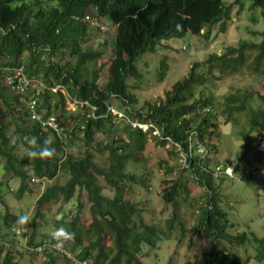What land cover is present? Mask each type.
Masks as SVG:
<instances>
[{
  "label": "trees",
  "instance_id": "1",
  "mask_svg": "<svg viewBox=\"0 0 264 264\" xmlns=\"http://www.w3.org/2000/svg\"><path fill=\"white\" fill-rule=\"evenodd\" d=\"M248 1L249 9L259 8L264 19V0ZM241 2L235 0L234 4ZM231 8L232 5H225L223 0H0V81L3 69L21 68L26 78L42 81L48 87L62 86L69 98L89 105L77 106L70 118L64 114L60 118L54 113L62 127L57 134L28 121L20 97L0 82L2 172L20 181L14 194L17 201L32 189L28 184L40 188L45 181L50 182L36 194L35 214L30 219L28 210L19 216L10 215L5 198L9 192L1 191L3 185L7 190L9 185L0 176V264H18L17 258L24 257L32 264V258L38 256L47 261L43 264H143L144 248L156 249L169 239L168 233L143 221L141 215L145 209L140 204L124 199L127 183L149 187L148 179L125 171L129 163H134V155L144 151L149 135L158 131L159 137L153 136L157 145L173 147L176 144L187 152L193 131L201 145L209 148L210 154H216L220 118L225 117L228 123L235 120L234 114L247 111L251 113V131L256 135L264 134V86L261 92L239 90L228 94L223 98L224 110L218 114L214 112L211 95L206 96L204 92L198 98L195 95V90L206 82H219L245 69L252 78L264 77V31L258 34L259 43L242 41L235 47H226L221 55L212 54L202 63H194L188 76L174 84L162 98L145 103V112L132 110L136 98L127 93L126 81L128 77L137 78L133 63L141 55L152 52L159 42L170 38L181 39L190 34L209 41L216 27L220 34H225ZM100 22L115 29L113 55L101 66V52L82 49L88 27L90 24L100 26ZM250 34L256 36V32ZM67 54L75 60V66L70 67L68 62L63 65L49 62L53 58L59 61ZM89 63H93L90 71L86 68ZM202 66L204 72L200 70ZM101 68L106 70L102 77ZM29 95L28 91L26 98ZM48 95L39 100L38 112L49 114L51 107L64 103L60 92ZM254 96L263 109L253 110L248 105ZM53 98L54 101L58 98L56 104ZM118 102L127 107L125 114L129 122L148 125V132L132 128L129 123L121 134L112 114L106 112ZM206 108L208 112H204ZM10 131L17 135L14 147L10 146ZM98 134L106 136L108 141L100 150L108 153V166L103 168L97 165L92 153ZM16 145L23 147V155L14 153ZM46 150L49 154L42 155ZM247 160L241 157L238 161L241 164ZM210 162L211 158L206 159L205 168ZM189 163V169H183L181 177L183 180L194 177L207 191L208 202L199 207L198 223L189 232V241L201 237L207 246L187 264H245L233 251L245 245L251 246L255 260L263 263L264 237L258 238L254 233L230 236L226 214L215 198L213 177L203 171L198 160ZM186 172L190 174L188 178L184 177ZM32 180L40 182L32 183ZM171 183L164 181L167 188L162 193L163 204L173 208V217L167 221L170 234L173 221L180 218L178 199L188 196L184 183L179 180ZM106 188L113 191L112 197L103 194ZM83 194L90 205V218L85 221L80 218L81 203L78 211L69 216L70 204L80 201ZM58 203H61L62 216L58 220L52 217L53 228L49 234L60 230L67 234L58 236L56 242L64 253L54 255L47 249L42 250V255H26L24 249H21L22 254L18 253L23 245L14 231L22 229L21 237L31 231L29 245H34L48 231L44 219ZM177 222L182 232H187L185 224L181 220ZM67 253L71 258L66 257Z\"/></svg>",
  "mask_w": 264,
  "mask_h": 264
},
{
  "label": "rangeland",
  "instance_id": "2",
  "mask_svg": "<svg viewBox=\"0 0 264 264\" xmlns=\"http://www.w3.org/2000/svg\"><path fill=\"white\" fill-rule=\"evenodd\" d=\"M234 2L235 0H223L225 5H232L231 20L228 22L225 34H220L218 27H216L212 30L210 39H208L209 41H206L200 36L190 34H187L181 39L170 38L163 40L156 45L152 52L145 53L134 61V68L138 76L135 79L128 77L126 81L128 87L127 93L136 98V103L131 106L133 111L141 110L145 112L143 109L144 104L147 102H155L159 98H162L174 84L188 76L194 63H202L212 54L221 55L226 47H235L242 41H252L255 43L261 41L258 34L264 31V19L261 17L260 9L252 8L250 10L251 3L248 0H242L240 5L239 3L234 4ZM99 24L100 27L90 24L86 43L82 46V49L98 50L101 52L102 58L99 60V65L101 66L103 63L109 61L113 55L112 43L115 38V29L105 22H100ZM101 25L103 28H101ZM252 31L256 32V36L253 37L250 34ZM49 62H57L59 65L68 62L70 67L75 66V60L69 58L68 54L59 61L53 58ZM92 66L93 63H89V66L86 67L88 71H90ZM101 70L100 77L106 71L103 68ZM200 70L204 72L205 69L202 66ZM200 70L198 72H201ZM41 71L38 70V72ZM138 82H141V85H138ZM263 86V76H254L252 78L249 71L245 69L238 74L223 78L219 82H206L202 87L195 90V95L196 98L199 97L201 92H204L203 94H206V96L211 95L214 99V112L218 114L224 110L223 98L228 94H235L239 90H259L261 92L263 91ZM63 97L64 103L57 104L56 108L54 106L51 107V113H58L60 118L63 116L62 114L66 118H70L72 116L71 113H73L76 107L68 100L66 94ZM57 99L55 98V101ZM55 101L53 98V102ZM248 105L253 110L263 109V106L256 96H254ZM115 108L124 113L127 107H123L118 102ZM81 112L79 111V113ZM233 116L235 120L231 122L226 123L225 117L224 119L220 118L218 121L219 136L216 143L218 152L210 156L212 162L209 163L208 169L211 171L217 166H226L234 160L238 161L241 157L249 159L251 156L252 147L256 139V133L251 131L249 124L251 113L247 111L234 114ZM133 122L135 123L136 121ZM115 124L120 133L123 134L125 126L127 125L126 122L115 120ZM154 135H149L144 151L141 154L136 153L132 161L134 163H129L125 168L128 174L142 175L148 179L149 187L142 188L131 186V184L127 183L124 185V199L131 203L140 204L141 208L145 209L141 217L146 224H155L169 234V239L158 244L156 249H143L145 254L143 264L191 263L193 262V256L201 253L207 246L205 240L201 237H194L189 241V232L198 223L200 217L199 207L207 205V191L200 187L192 176L189 180L182 179V159L178 155V151L170 145L165 147L157 145L153 137ZM8 138L10 146L14 147L17 141V135L10 131ZM95 140L96 145L92 149V153L95 154V161L99 167H107L108 153L106 151H100L102 145L108 142L106 141V136L98 134ZM22 148L21 145H16V151L14 153L17 156L23 155L24 151ZM3 169L4 158L0 156V176L2 177V181L7 182L13 190H17L20 181L11 177V174L2 172ZM30 174L32 173L30 172ZM189 175L187 172L184 173L185 178H188ZM237 177L238 173L236 172L234 174L235 179H230L225 176L213 178L216 193L215 198H217L218 205L226 214L228 221L229 227L227 233L230 236L254 233L258 238H263L264 161L259 165L252 180H236ZM175 180L184 183L186 190H188V196L186 198L178 199L181 205L179 207L180 218L177 220H181L185 224L187 232L183 233L182 228L178 225L179 223L173 221V228L170 234L167 221L173 217V208L163 204L162 193L167 188L164 181L172 184L171 182ZM49 183L45 181L42 185L43 187L40 188L28 184V187L32 189L30 192L26 191L22 195L23 198L19 201L15 198L14 192L6 194L5 198L9 206H7L9 212L19 216L20 213H26L25 211L28 210L30 212L32 210L31 214L27 212V215H30L31 219L35 214V196L41 192L44 185L47 187ZM1 191L4 194L7 192L5 185L2 186ZM103 194L112 197L113 191L106 188ZM79 203L82 205L80 211L81 220H88L90 218V205L85 194L80 198V201L70 204V210L72 212H70L69 216L74 215L78 211ZM60 208L61 203H58L52 206L51 213L46 215L43 224H47L48 231H45V236H48L52 231V217L58 220L62 216L63 210ZM64 211L66 213L65 209ZM233 251L237 253L240 260L245 262V264H264V262L258 263L255 260V252L251 246H238ZM17 260L19 261L18 264H30L29 258H17ZM44 262L46 263L47 261L42 256L32 258V264H43Z\"/></svg>",
  "mask_w": 264,
  "mask_h": 264
},
{
  "label": "built area",
  "instance_id": "3",
  "mask_svg": "<svg viewBox=\"0 0 264 264\" xmlns=\"http://www.w3.org/2000/svg\"><path fill=\"white\" fill-rule=\"evenodd\" d=\"M3 79L0 81L3 86H6L11 91H13L18 97H20L21 103L24 105L25 111L28 114V120L41 125L43 128H47L59 134L62 131V127L58 124L56 116L54 114L47 116L38 113V102L41 98L45 89H47L43 84L38 81L26 78L21 68L18 69H3ZM30 93L29 97L26 95ZM204 112H208V109H204ZM189 142V152L182 154V160L184 164H187L188 159L199 157L203 160L207 157L208 151L201 144L194 142L192 137H190ZM195 147L194 150L192 147ZM178 147V146H177ZM180 150V147H178ZM264 158V134L257 135L255 139L254 148L252 150V157L248 162H244L241 166H238L235 162H232L226 166H217L212 172V176L217 178L220 176H225L230 179H235L234 174L237 172L238 177L236 180H245L255 175L259 163ZM19 234L20 231L17 230ZM55 241V238H53ZM45 244V241H44ZM51 248L54 251H59V247L55 244H51Z\"/></svg>",
  "mask_w": 264,
  "mask_h": 264
},
{
  "label": "clouds",
  "instance_id": "4",
  "mask_svg": "<svg viewBox=\"0 0 264 264\" xmlns=\"http://www.w3.org/2000/svg\"><path fill=\"white\" fill-rule=\"evenodd\" d=\"M94 26H96V27H100V26H98V25H95V24H93ZM100 25V24H99ZM102 26V25H101ZM101 28H103V26L101 27ZM35 81H38V80H35ZM38 82H40L41 84H43L47 89H45L44 90V92H43V94H42V96H41V98H43L44 97V95H46V94H57L58 92H60L63 96H64V94H66V97L68 98V100L72 103V105L74 106V107H77V106H87V107H89V105L86 103V102H80V101H78V100H75V99H71V98H69L68 97V94L66 93V91L63 89V87L62 86H59V85H57V84H55V85H53V86H49L48 87V85H46L45 83H43L42 81H38ZM40 98V99H41ZM39 99V100H40ZM39 103V102H38ZM73 109V108H72ZM106 112H107V114L108 113H110V114H112V116L114 117V120H119V121H124V122H126V124H131V127L132 128H139V129H141V130H143L144 132H148V128H149V126L148 125H146V124H139L138 122H133V121H130L129 122V118L126 116V114H125V111H124V113L123 112H121V111H119V110H117L116 108H108L107 110H106ZM39 114H41V115H43V117L44 118H46L47 116H49V115H52V114H54V113H47V112H38ZM26 115H27V120H28V114H27V112H26ZM45 115H47V116H45ZM55 115V114H54ZM56 116V119H57V122L59 121L58 120V117H57V115H55ZM28 121H30V120H28ZM30 122H32V121H30ZM34 123V122H33ZM35 124H37V123H35ZM41 126V125H40ZM49 130V129H48ZM52 131V130H51ZM52 132H54V131H52ZM155 134V135H154ZM152 135H154V136H157V137H159V132L158 131H154L153 133H152ZM257 136V135H256ZM190 137H192V139H193V141L194 142H197V143H199V144H201V142L199 141V139H198V137H197V134L195 133V132H193V131H191L190 132ZM189 145H191V142H189V144L187 145V152L186 151H184V150H182V148L179 146V145H176V144H174L173 145V147L178 151V155L181 157V159H182V154H186L187 155V153L189 152ZM180 147V150L178 149V147ZM194 150L196 149L194 146L192 147ZM253 148H254V146L252 147V150H253ZM207 149V151L209 150V148H206ZM49 153L47 152V150L45 151V152H43L42 153V155H48ZM211 155H213V154H210L209 152H208V155H207V157L205 158V159H203V160H200V158L199 157H195V158H191V159H188V162H187V164H184L183 163V160H181V164H182V167H183V169H185V168H187V169H189V165H190V163L189 162H191V160H198V164H202V167H203V171H206L207 172V174H209L211 177H213L212 176V172L214 171H211L210 169H208V167L207 168H205V162H206V159H209L210 158V156ZM251 157H252V152H251V156L249 157V159L247 160V161H243L241 164L239 163V161H232V162H235L238 166H241L244 162H248L250 159H251ZM264 161V158H263V160L259 163V165L262 163ZM231 162V163H232ZM256 174V173H255ZM255 176V175H254ZM254 176H252V177H250V178H254ZM213 178H215V177H213ZM250 178H247V179H245V180H252V179H250ZM14 180V179H13ZM42 180H44V179H42ZM244 180V181H245ZM38 180H32V183H35V182H37ZM38 182H40V181H38ZM9 185V184H8ZM10 187V186H9ZM19 187H20V185H19ZM19 187H18V189H19ZM18 189L17 190H13V188L12 187H10L8 190H7V188H6V191L7 192H9V193H11V192H14V194H16L17 193V191H18ZM25 194V193H24ZM12 213H10V215H11ZM17 230H19L20 231V233L18 234L17 233ZM17 230H15L14 231V235L16 236V237H19L21 240H22V245L23 246H21L20 248H19V250H17V252L18 253H23V250H21V249H24V250H26V252H24V253H26V255H30V254H37V255H42V250H44V249H47V250H50L54 255H58V254H60V253H64V249L61 247V246H59V245H57L56 244V242H58V236H66L67 234L63 231V230H60V231H58L57 233H51V234H49L48 236H43L38 242H36V243H33L34 245H29V237H30V231H28L27 232V235L24 237H21V235L24 233V231L22 230V229H17ZM1 236V235H0ZM6 236V235H5ZM53 238H55V241L53 240ZM21 240H20V242H21ZM44 241H45V244H44ZM1 244V243H0ZM51 244H55L56 246H58L59 247V251L57 252V251H54V250H52V248H51ZM23 247V248H22ZM7 248V247H6ZM21 250V251H20ZM66 257L67 258H71V256L67 253L66 254ZM16 263V262H15Z\"/></svg>",
  "mask_w": 264,
  "mask_h": 264
}]
</instances>
